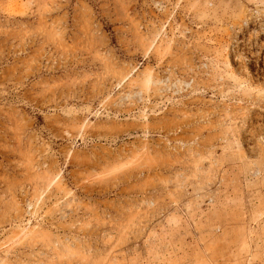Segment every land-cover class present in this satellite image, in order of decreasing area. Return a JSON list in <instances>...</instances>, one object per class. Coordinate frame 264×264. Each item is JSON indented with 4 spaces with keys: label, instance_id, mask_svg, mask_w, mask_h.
Instances as JSON below:
<instances>
[{
    "label": "rangeland",
    "instance_id": "rangeland-1",
    "mask_svg": "<svg viewBox=\"0 0 264 264\" xmlns=\"http://www.w3.org/2000/svg\"><path fill=\"white\" fill-rule=\"evenodd\" d=\"M0 264H264V0H0Z\"/></svg>",
    "mask_w": 264,
    "mask_h": 264
}]
</instances>
